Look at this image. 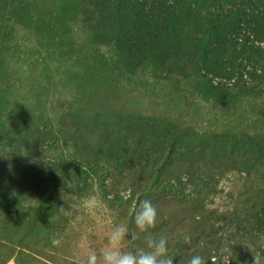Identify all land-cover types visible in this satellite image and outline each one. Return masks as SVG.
<instances>
[{
	"label": "rangeland",
	"instance_id": "1",
	"mask_svg": "<svg viewBox=\"0 0 264 264\" xmlns=\"http://www.w3.org/2000/svg\"><path fill=\"white\" fill-rule=\"evenodd\" d=\"M242 2L0 0V264H80L143 200L174 264H264V54L206 13ZM141 21L158 37L133 54Z\"/></svg>",
	"mask_w": 264,
	"mask_h": 264
},
{
	"label": "clouds",
	"instance_id": "2",
	"mask_svg": "<svg viewBox=\"0 0 264 264\" xmlns=\"http://www.w3.org/2000/svg\"><path fill=\"white\" fill-rule=\"evenodd\" d=\"M101 206L102 201L95 194L82 201L83 209L88 212H93ZM61 211H64L63 207ZM156 223L157 208L149 200L141 201L134 214V228L126 225L113 226L107 234L106 244L98 251L89 252L80 264H174V258L169 255L167 237L156 238L150 232L156 227ZM141 239L147 250L142 247L134 251L125 250L126 241L132 243ZM189 240L190 238L185 236V242ZM51 244L56 247L61 245L58 235L51 237ZM260 261L261 257L255 255L254 264H260ZM187 264H208V262L197 254L193 255Z\"/></svg>",
	"mask_w": 264,
	"mask_h": 264
},
{
	"label": "trees",
	"instance_id": "3",
	"mask_svg": "<svg viewBox=\"0 0 264 264\" xmlns=\"http://www.w3.org/2000/svg\"><path fill=\"white\" fill-rule=\"evenodd\" d=\"M180 3L176 4L177 8H180L184 3L185 0H179ZM138 2L134 1L132 4L136 5ZM243 4H238V9L235 12H232L231 8L230 11L225 12V9L221 7L217 8H208L206 10V13L208 14L207 20L212 21L213 23L219 24L221 26H230V25H236L233 28V38L231 41H229V46L231 47H239L243 52L259 56L264 54V48L258 46L259 42V34H262V28H264V7H262V4L260 3V0H244L242 2ZM140 4V3H139ZM150 11L153 13L160 11L165 12L166 10H169L172 7H166L162 3L155 2L151 5ZM144 7V6H143ZM175 7V6H174ZM243 7V9H241ZM178 11V10H175ZM181 10L178 11L177 14H180ZM239 17H241L244 20V23H247L248 25L253 24V26L250 27L249 31H246L245 29H242L241 22L238 23L237 20H239ZM152 26L146 22L141 21L136 27L137 32L132 34L131 42H134V44L129 46L130 53H137V52H143L144 50L152 49V45L157 41V33L153 31L155 28V23L152 21H149ZM243 31V34L241 32ZM175 30L173 28H168V30L164 33L167 37L166 41L167 43L162 46L158 50V54L166 60L171 51V48L169 46L170 40L169 38L174 36ZM241 34V35H240ZM172 35V36H171ZM175 37V36H174ZM177 39L176 37L174 38ZM172 51L174 49L172 48ZM167 57V58H166ZM171 62V60H169ZM240 84V83H239ZM237 84V86H240ZM236 86V87H237ZM241 87V86H240ZM1 194L8 193V191H1ZM202 192L197 193V196H201ZM2 202V200H0ZM261 223L264 221V214L261 215ZM6 222V221H5ZM263 225V223H262Z\"/></svg>",
	"mask_w": 264,
	"mask_h": 264
}]
</instances>
